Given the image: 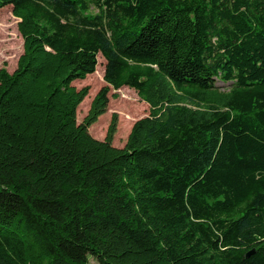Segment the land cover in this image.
<instances>
[{
    "label": "trees",
    "instance_id": "obj_1",
    "mask_svg": "<svg viewBox=\"0 0 264 264\" xmlns=\"http://www.w3.org/2000/svg\"><path fill=\"white\" fill-rule=\"evenodd\" d=\"M6 7L23 54L0 70V264H264V0ZM125 87L150 115L117 148V116L89 130Z\"/></svg>",
    "mask_w": 264,
    "mask_h": 264
},
{
    "label": "rangeland",
    "instance_id": "obj_2",
    "mask_svg": "<svg viewBox=\"0 0 264 264\" xmlns=\"http://www.w3.org/2000/svg\"><path fill=\"white\" fill-rule=\"evenodd\" d=\"M19 20L12 13V7L0 9V70H6L12 74L23 54V39L18 32ZM105 61L99 55L97 74L88 76L83 81H77L73 85L78 90L89 88V95L78 109L77 120L81 124L86 118L91 103L99 91L106 86L104 82ZM217 87L227 89L228 85L221 83ZM150 115L149 106L141 101L137 93L130 88H122L118 91L111 90L109 93V106L105 115L99 118L89 133L98 140L104 141L112 118L117 116L118 126L113 146L123 148L134 124ZM131 120H128L130 119ZM90 264H99L94 258H89Z\"/></svg>",
    "mask_w": 264,
    "mask_h": 264
},
{
    "label": "water",
    "instance_id": "obj_3",
    "mask_svg": "<svg viewBox=\"0 0 264 264\" xmlns=\"http://www.w3.org/2000/svg\"><path fill=\"white\" fill-rule=\"evenodd\" d=\"M251 255H253V253H250V254L248 255V257H250Z\"/></svg>",
    "mask_w": 264,
    "mask_h": 264
}]
</instances>
